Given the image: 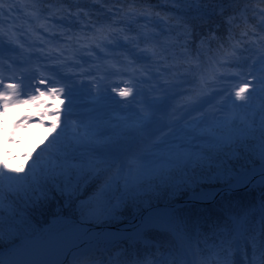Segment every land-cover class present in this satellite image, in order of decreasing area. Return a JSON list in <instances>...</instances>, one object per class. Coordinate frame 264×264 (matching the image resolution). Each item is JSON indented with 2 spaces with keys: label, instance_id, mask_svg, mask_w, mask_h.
Returning a JSON list of instances; mask_svg holds the SVG:
<instances>
[{
  "label": "trees",
  "instance_id": "obj_1",
  "mask_svg": "<svg viewBox=\"0 0 264 264\" xmlns=\"http://www.w3.org/2000/svg\"><path fill=\"white\" fill-rule=\"evenodd\" d=\"M8 3L11 1L8 0ZM14 3L16 5L15 10L24 14V17L32 21L35 27L39 25L41 30L39 36L44 37V34L48 36L51 33L66 34L64 39L70 40L69 37L75 35L81 40L80 43L84 44H88L85 43L86 41L98 38L99 42H95V45L101 48L100 54L104 58L105 67L115 69L114 60L126 70L131 67V64H134V69L143 72V75L150 76L149 72H154L158 80L168 82L163 84L162 89L166 88L170 82H174L176 76L180 74L189 78L188 84L193 85L198 78L196 72L189 73V76L188 69L197 70L200 60H205L204 64H206L207 51L214 50L221 42L226 40L233 41L235 44L240 42V47L235 49L236 54L240 55L246 48H252L253 51H256L252 43H245L244 41L259 40V36L255 33L264 35V31H261L259 27L262 22L259 11L260 8H264V4H261L260 0H249L248 3L235 4L230 3L229 0L199 4L196 0L193 3L191 16L182 15V13L189 11L188 5L176 3L175 0H16ZM196 7L205 13H213V10L215 12L209 18L201 20L196 17ZM245 8L248 11L242 18L239 10ZM232 17L235 18L229 25L228 20ZM244 19H247V25L244 23ZM229 27L232 28L234 36L232 40L228 39ZM245 28H255V32L250 31L249 37H243L241 33ZM186 30L191 32L190 37H186ZM201 39L205 41L202 47H200ZM185 43L188 45L187 48L182 47ZM166 48L170 51L166 52ZM173 51L177 56L190 54L191 63H184L180 59L174 61L171 54ZM198 52L200 53L199 60L196 58ZM231 53L228 56V61L224 62L226 67L223 71L234 73L237 67L234 66L235 57ZM135 54H145L147 57L139 59ZM248 55V52L243 53L244 57ZM206 73L207 78H209L208 71ZM240 79L238 78V80ZM244 81L242 79L239 84L234 85L225 100L231 96H236V92L245 87ZM254 83L255 81L249 83L247 91L243 93L245 97L243 104L235 106L228 103L229 108L223 110L218 124L213 121L210 122L206 116L201 114H195L193 118L190 117L187 123L189 129L183 134L185 141L187 135L189 143L184 146L186 148L190 146L191 150L204 149L209 151L208 140L212 136H216L215 130L218 127L229 134L233 124L240 128H245L253 123L258 124L262 101L259 98L249 99L255 91L252 87ZM155 84L157 83L155 82ZM184 86L186 85L184 84L182 88L177 89L179 94L184 90ZM198 90L199 88L195 89V93ZM164 92V90H159L157 94L147 98L164 97ZM98 104L100 105L101 101ZM66 107L45 109V113L41 114L43 117L53 116L55 118V120L48 119L50 125L45 127L37 125L35 130L31 127H25L10 132L11 135L18 134L11 145L21 146V148H16L14 161L6 163L7 160H5V167L3 166L2 169L5 175L18 178L27 176L38 156L43 154L44 158H47L45 149L64 130ZM115 107L116 105H107L102 113L104 116L100 118L92 116V112L78 118L81 121L78 125H81L84 133L76 132L73 129L74 126L70 127L66 143L75 146L76 137L87 141L89 145L91 142L103 139L105 140L103 149L134 146L140 141L145 143L146 140L143 135L137 131L139 119L144 120V118L127 119L126 125L125 123L118 124L115 120L120 119V115L116 112ZM129 109L126 110V114ZM95 110L96 108L91 111ZM15 114V117L21 116L20 112ZM108 121H110L111 126H115V129H104ZM124 125L125 128L131 127V131L118 134L117 129ZM139 125H143V123ZM228 125L230 127L226 128ZM49 131H52L51 135H49ZM102 133L105 136L99 138L98 135ZM244 143L251 148L254 146L255 140L248 138ZM171 147H175V145H167V148ZM95 148L98 149L97 146ZM223 151H235L236 158L227 161L234 168L238 167L243 162V158L249 155V152L240 146L238 141L235 144L226 145ZM9 153L12 154L13 152L10 151ZM141 157L145 159L141 160ZM149 157L152 156L135 155L133 159H128V169L139 168L142 163L148 161ZM159 157L157 161L144 163L148 171L139 178V182L143 184L139 198L121 206L116 211L114 218L107 215L99 220L94 218L98 213V208L95 202L89 201V197L96 190V185L93 184L82 187L78 193L72 196L66 192L61 193L52 189L48 192L47 198L42 197L34 202L18 201L15 196L10 200L6 194L4 213L7 216L9 204H11L16 212V231L11 238L5 233L2 243H0V249L9 247L26 235L39 231L51 216L63 215L86 224L114 227L124 224L141 211L151 209L162 203L173 204L203 189L226 187L225 182L213 178L214 164L211 166L205 164L201 167L192 166L182 171L175 166L168 165L169 150ZM3 160L4 158L0 157V162ZM75 162L73 161V163ZM117 163L120 164L118 161ZM256 163L259 162L256 161ZM115 170L113 169V173ZM162 174L163 178H161ZM131 178L136 179L137 172L132 173ZM262 203H264V185L257 184L249 190L225 195L214 204L187 205L177 210V214L182 219L188 218L181 233L182 235H193L195 228L202 223L198 219L199 216H211L214 218V222L208 237L209 243L212 244L214 231L217 233L224 231V226L229 224L235 216H244L247 213L248 219L252 223L258 222L259 207ZM215 225L219 227H215ZM206 231L209 232V228ZM150 236L158 241H163L165 237L161 233H151Z\"/></svg>",
  "mask_w": 264,
  "mask_h": 264
},
{
  "label": "snow or ice",
  "instance_id": "obj_2",
  "mask_svg": "<svg viewBox=\"0 0 264 264\" xmlns=\"http://www.w3.org/2000/svg\"><path fill=\"white\" fill-rule=\"evenodd\" d=\"M175 2L188 5L189 11L182 13V15H192L193 3L196 0H175ZM209 2L215 3L218 0H198L199 4ZM229 2L234 4L248 3L249 0H229ZM260 3L264 4V0H260ZM15 8L14 2L8 3V0H0V16L8 15L11 17ZM247 11V8L239 10L240 16L243 18ZM195 12L196 17L203 20L209 18L215 10L213 13H205L196 7ZM259 15L262 21L259 27L261 31H264V8H260ZM234 18L228 20L229 25L232 24ZM244 23L247 25V19H244ZM250 31L255 32V28H245L241 36L249 37ZM228 32V39H234L231 27H229ZM0 33L2 36H6L10 42H14V33H5L2 29H0ZM255 34L259 36V40L250 39L244 42L252 43L256 51H253L252 48H246L240 55H237L235 49L240 47V42H237L233 46L231 55L235 57L234 66L242 69L240 74L245 77V87L236 92V97L245 99L243 93L247 91V86L251 83L247 77H251V80L255 81L252 84L255 91L249 99L259 98L262 101L259 110V123L249 124L245 128L233 124L227 137L221 135L209 138V151L204 149L191 150L190 146L186 148L183 145L176 149H170V158L167 160L169 166H175L182 171L192 166L201 167L205 164L209 166L214 164L213 178L225 182L226 191L252 183L254 177H259L256 183L264 185V35ZM190 36L191 32L186 30V37ZM213 38L216 37L213 36ZM204 43L205 41L201 39L200 47ZM182 47L187 48V43ZM223 47L224 44L221 43L220 48ZM165 51H170V49L166 48ZM244 52H248L249 55L244 57ZM171 54L174 61L180 59L184 63H191L190 54L177 56L174 51ZM196 58L199 60V52ZM208 59L215 63L213 56L209 55ZM51 71L53 76L58 78L50 79L51 88L48 90L50 92L67 90L68 106L65 111L64 130L45 149L47 158L45 159L43 154L38 156L27 176L18 178L0 172V243H2L5 233L11 238L16 231V212L11 204H9L7 216L4 213L6 194L10 200L15 196L18 201L34 202L42 197L47 198L48 192L52 189L61 193L66 192L72 196L78 193L82 187L93 184L96 185V190L89 197V201H93L97 205L98 213L94 218L99 220L106 215L114 218L116 211L129 201H135L139 198L143 189V184L139 182V178L148 171L143 163L137 171V178L132 179L131 170L127 176L124 174L127 165L124 164L118 152L111 149L99 150L90 145L77 148L66 143L68 129L72 127L74 110L78 100L81 99L83 89H78L71 77L60 76L58 69ZM61 83L63 86L58 87ZM8 87L11 88L12 86L9 85ZM129 94L130 89H124L120 92L121 96ZM0 95L5 96L4 105L7 106L9 102L7 95L5 93H0ZM204 103H211V101ZM202 107L203 104L194 108L193 111H199ZM248 138L255 140V144L251 148L244 143ZM75 139L77 144H83L79 137ZM237 141L249 152V155L243 158V162L238 167L234 168L227 161L236 158L235 151L224 152L223 149L226 145L235 144ZM140 159L144 160L145 158L141 157ZM73 161L76 162L73 163ZM117 161H120L119 167H117ZM256 161L259 163L257 164ZM113 169H116L115 173H113ZM161 178H163V174ZM209 195L211 194L202 193L201 197L206 198ZM153 227L168 228L171 227V222L162 223L150 215L138 226L137 235H141L144 229ZM217 227L219 226L217 225ZM224 227V231L218 233L214 231L211 250L207 247V237L202 247L198 235H182L177 232L174 239L166 242H157L155 245L146 242L143 251L133 249L119 252L109 260L108 264H264V203L259 207L258 222L252 223L245 213L244 216L233 217L230 223ZM56 247L55 241L21 245L12 243L7 253V260L5 253L0 251V264H55V261L46 257L53 255ZM209 251H211V255H208ZM233 252L237 254L235 259H233ZM90 257L91 250L85 248L77 253L75 259L87 262V264H96L95 260Z\"/></svg>",
  "mask_w": 264,
  "mask_h": 264
},
{
  "label": "rangeland",
  "instance_id": "obj_3",
  "mask_svg": "<svg viewBox=\"0 0 264 264\" xmlns=\"http://www.w3.org/2000/svg\"><path fill=\"white\" fill-rule=\"evenodd\" d=\"M1 37V36H0ZM99 53V52H97ZM136 55V54H135ZM139 59H144V57L146 58L147 56L144 55H136ZM18 65V64H17ZM11 67H16L15 64L13 65H10ZM242 70V69H241ZM15 72H18L17 69H14L12 71L13 74H15ZM150 73V76L149 75H143L141 77V79L138 80V82H143V84L141 83H138V87L134 88L136 94L133 95V96H130V95H125V96H122V98L119 99L118 102L114 103V99L116 97H118L120 95V92H118V94L116 95H106V96H101V95H96V96H92L94 98H92L91 102L92 103H96V105L92 108L93 110L96 108L95 111H91L92 112V116H97V117H103L104 114H102L105 109H106V106L107 105H116L115 107V110L117 113H119V117L120 119L118 120H115L118 124H124L126 125V121L127 119L129 120H132V118H144L143 119H139V123H138V130L142 135H143V138L146 139V141H149V140H152L154 139L156 133L158 131H161L162 129L165 128L167 122H168V118L176 112L179 116H178V119H175V120H171L170 123L173 125L172 128H171V131L162 136L161 138L158 139V141L156 142H153L154 144V151L152 152L151 156L152 157H149L148 161L144 162V163H150V162H153V161H157L158 157L165 153H167V150H170V149H176L177 147L181 146V145H188V137L186 135V141L184 144H180L178 145V143L181 142V140H172V141H168L172 138H174L176 135H177V131L174 129L175 125L180 121V118H183V117H186L187 115L191 114V117L193 118V116L195 115L196 111H193L194 108L200 106L201 104H203V107L200 109V110H203V109H209V116L207 117L208 120L210 122H214L215 124H218L217 122L219 121L220 119V115L218 116V111L216 110H212L211 109V105L215 104L217 106L220 107V105H224V109H228L229 108V105L228 103H231L235 106H239L241 104H243V99H239L237 98L236 96H231L229 99H226L224 100L223 98H225L226 96H228L227 93H229L230 89L228 90V86H229V83L228 82H223V83H220V86L218 87H215V88H210L208 91H206L207 93H203L200 98H199V103L197 105H193V108H189V107H186L187 110H185V106L183 103H179V104H176L175 101L176 99H178V92H175L177 89L180 88L181 84H182V80H187L186 77H184L182 74L180 75H177L174 82H171L173 83V87L168 89L167 92L170 93V96H169V99L168 101H164L163 100V97H159V98H147L149 96V94H147V92L145 91H140L139 90V86H142V85H145V84H153L154 82L157 83V86L156 88L160 90L161 87H163V84H167L168 82H163V81H160L158 80L157 78V75L156 73L154 72H149ZM240 73H238L236 70L231 73H223L220 75V80L221 82L224 80V79H238L240 78ZM219 76H217L218 78ZM183 78V79H182ZM251 80V77H247ZM245 80V77L243 78ZM179 80V82H177ZM82 84L85 86L84 89L87 91V94L88 95H93L94 93V90H93V85L88 83L86 84V80L82 79L81 80ZM119 83V82H117ZM245 84V83H244ZM122 85V88L125 89V85L124 84H121ZM131 89V88H130ZM133 89V88H132ZM140 92V93H139ZM141 94H145V98L144 100H141L143 102V104H137L136 102H134L132 100V98H137L138 95H141ZM227 94V95H226ZM85 100H83L82 98L80 99L79 102H84ZM99 101H101V104L99 105ZM205 101H211V103H204ZM62 102L64 103V101L62 100ZM147 102V103H146ZM99 105V106H98ZM216 106V107H217ZM146 107V108H145ZM129 109V111L127 112L126 114V110ZM91 109V110H92ZM143 110V111H142ZM158 111H162V112H166L168 115V118H167V115H161L160 117L158 116ZM223 112V110H222ZM78 113H81L77 108L74 110V115L75 116L76 114ZM161 119V120H160ZM80 119H76L75 118V121L72 123V126L73 129L76 131V132H79V133H84V129L81 127V125H77L78 123H80ZM201 122V121H200ZM143 125H139V124H142ZM125 125L124 126H121L118 130V134H124L126 132H130L131 131V127H128V128H125ZM181 127H183V129L185 130H188L189 129V126L184 124L182 125ZM226 127V126H225ZM230 126L228 125L226 128H229ZM107 128H111V129H115V126H111L110 125V121H108L106 123V125L104 126V129H107ZM136 130V129H135ZM36 132V131H35ZM215 133H216V136H225L227 137L229 134H227V131L225 130H222V129H219V127L215 130ZM52 134V131H49V135ZM105 136L104 133L102 134H99L98 137L100 138H103ZM119 136H122V135H119ZM0 153H2V158H4V160L2 162H0V171L3 172V166L5 167V160L6 163L8 161H14L15 157H16V148H21V146L19 147H15V145H11L10 141L6 139V135L4 136L3 132H1L0 134ZM83 141V144H75V147L77 148H83V146L85 145H89L87 143V141L85 140H81ZM105 143V140H96L94 142H91L90 145L91 147H96L99 149V150H103V145ZM168 143H174L176 144L175 147H171V148H167L162 150L161 151V148L166 146ZM188 147V146H187ZM125 148L127 147H124V148H121V147H115V148H111V150L115 151V152H120V151H127ZM9 151H12L13 153L10 154ZM160 158V157H159ZM119 162V161H118ZM128 163L129 161H125L124 164L127 165L126 169H124V174L125 175H128L129 173V170H131V174L132 173H136L138 171L139 168L137 169H131L129 168L128 169ZM143 163V164H144ZM8 164H12V163H8ZM119 166V164L117 163V167ZM13 167V166H12ZM140 167V166H139ZM116 172V170H115ZM210 196H207L206 199H209ZM62 219V217H61ZM63 220H66V218H63ZM67 221H72L70 219H67ZM73 222V221H72ZM77 224L74 223L73 226H76ZM42 231V230H41Z\"/></svg>",
  "mask_w": 264,
  "mask_h": 264
},
{
  "label": "bare ground",
  "instance_id": "obj_4",
  "mask_svg": "<svg viewBox=\"0 0 264 264\" xmlns=\"http://www.w3.org/2000/svg\"><path fill=\"white\" fill-rule=\"evenodd\" d=\"M11 2H15L16 0H10ZM224 44L223 48H220V44H218V46L213 50L211 49L210 51H207L206 53V57H208L209 55L213 56L215 63H213L212 61L209 60V66H208V71H210V69H216L217 73H222L225 67V60L228 58L229 54L232 52L233 50V46L235 45V42L233 41H223L221 42ZM203 63H205V60L203 61ZM164 96H167V93L164 92L163 93ZM185 104H187V107H192V104L189 103V101H184ZM154 151V145L152 143V141L149 142H143L140 141L138 143L137 146L133 147L131 152L129 153V155H127V159H133L135 157V155H139V154H145L147 156H150L152 154V152ZM180 218V219H179ZM140 220H135V221H131L128 225H126V227H124V229H121L115 233H113L114 235L117 236H122L125 235L129 232L132 231H136L138 230V226L141 225L142 221H144V218H140ZM199 220H201V225L197 228H195L193 236H199L200 242H201V246H204V240L207 237L208 238V245L210 244L209 241V237L208 234L210 233V230L212 229V224L214 222V218L211 216H199L198 218ZM188 220V218H184L182 219L180 217V215L177 216V221L173 222V225L175 227V229H177L180 233L181 230L185 228V221ZM66 226L65 221H55L53 222L51 225H49L48 228H46L43 232H41L39 235L34 236L33 238H30L26 241H24L21 244H32V243H40V242H44V241H55L57 246H60L64 243H69L70 241H72V239L79 235H86V239L87 240H91L94 239L95 237H99L101 236V234H96L98 230H93L91 231L90 228L88 227H83V226H79L78 228H74L72 230H64V231H55V229L60 228L62 226ZM215 227H217V225H215ZM209 228V232H205V230H207ZM50 229H53V232H50ZM93 229V228H92ZM182 234V233H181ZM105 236L106 233H105ZM172 239V237L170 235H166L164 237L163 241H158L155 238H152L154 245L157 242H166L169 239ZM18 244V245H21ZM117 248V249H116ZM145 248V245L142 246L141 248H138L137 244H133L130 241L122 243L120 245L117 246H113L111 247L105 254H103L101 257H98L97 259V264H100L101 260H105V264H108L109 260L114 258L116 256L117 253L119 252H124V251H128V250H140L143 251ZM212 248V246H211ZM114 251H116V253H114ZM5 253V259L7 260V253L8 250L3 251ZM211 252L209 251L208 255ZM82 264H87V262L82 261Z\"/></svg>",
  "mask_w": 264,
  "mask_h": 264
},
{
  "label": "water",
  "instance_id": "obj_5",
  "mask_svg": "<svg viewBox=\"0 0 264 264\" xmlns=\"http://www.w3.org/2000/svg\"><path fill=\"white\" fill-rule=\"evenodd\" d=\"M258 178H259V177H254L252 183H249V184H245V185H242V186L235 187V188H233L231 191H226V190H225L226 188L217 190V192H216L215 196L213 197V200L211 201V203H213L214 201H216L217 199H219L220 197H222V196L225 195V194L236 193V192H240V191L247 190V189L251 188V186L254 185V184L256 183V180H257ZM199 202H200V201H197V200H195V199H188V200H185V201L181 202L179 205H180V206H184V205H186V204H188V203H199ZM177 206H178V205H175L174 207H177ZM150 211H151V210H150ZM150 211H146L144 214H147V213H149ZM63 218H65V217H62V219H61V216H60V217L57 216V217L52 218L51 220H52V221H58V220H63ZM67 219H69V218H66V220H67ZM66 220H64V221H66ZM82 226H83V227H88V228H90L91 230H94V229L102 230V229H103V228H101V227L93 226V225H82ZM47 228H48V227H47ZM92 228H93V229H92ZM45 229H46V228H45ZM40 233H41V232H40ZM84 236H85V235H82V234L77 235L78 239L81 238V237H84ZM27 239H28V238H27ZM23 241H25V240H23ZM23 241H20L19 243H16V244H17V245H18V244H21V243H23ZM9 248H10V247H9ZM9 248L5 249V251H6V250H9Z\"/></svg>",
  "mask_w": 264,
  "mask_h": 264
}]
</instances>
